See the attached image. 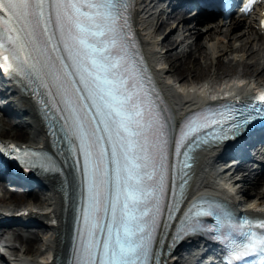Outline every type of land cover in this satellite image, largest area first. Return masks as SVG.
<instances>
[{"label": "bare ground", "instance_id": "bare-ground-1", "mask_svg": "<svg viewBox=\"0 0 264 264\" xmlns=\"http://www.w3.org/2000/svg\"><path fill=\"white\" fill-rule=\"evenodd\" d=\"M145 0L140 1L139 3V22L142 27H144L147 22L143 19V13L147 7ZM160 15L154 17L153 22L147 24L144 27V39L147 44V49L149 51L152 64L157 69L159 75L163 78V85L174 103L176 109L181 112L187 107L193 105L197 102L199 96L211 95L213 93V87H217V91H230V89L242 86V88L248 89L259 83L264 82V44L263 39L259 29L254 25V23L248 19L247 21L237 22L235 27L228 25H221L220 21L207 29H197L193 32L200 33L205 38L211 37L210 44L206 45L205 41L198 40L196 46L193 47V43L189 44V48L183 47L181 49L182 55L180 57L176 56V60L181 61L177 65L169 64L167 65L166 61L161 59L168 58V56L179 55L181 45L184 43L183 39L180 38L181 35H184L185 31L181 34L179 33L176 38H174L175 32L179 28L172 29L167 33L163 38L161 35L156 36V32L160 28L170 22L171 17L167 16L166 19L160 20ZM234 28V29H233ZM238 28H241L240 30ZM237 29V30H236ZM172 42V46L166 51L160 50L159 47L161 44H164L168 41ZM238 40L240 44H232L231 40ZM260 39L258 49L255 48L253 41ZM231 43V44H230ZM188 46V45H187ZM230 46V47H228ZM231 49L235 52V55L228 61L224 62L222 60V54L227 53ZM205 58V65L202 63L201 59ZM248 59H251L249 63ZM254 59V60H253ZM210 60V61H208ZM187 64L186 68H181L182 65ZM242 64L241 69H236L233 66L235 64ZM210 66H215V71L217 70V78L212 81H206L204 83H194L188 84V81L195 80V78H200V76L207 75L210 72H213ZM177 68L175 74L178 77H182V83L177 86V82H174L171 77H168L170 73ZM230 74L229 79L224 82L218 81L222 78H226ZM21 110L29 111L31 113V130L25 131L23 134H20L23 129V123L17 126H14L8 131H5L6 124L0 122V135L12 137L17 139L21 138L22 142H35L38 144H43L45 137L40 125L38 115L34 109L33 104L29 99H23ZM14 121H12L13 123ZM18 140V139H17ZM218 158L214 153H203L199 157V161L196 165V178L192 184V190H203L210 189V191L218 192L221 194L227 193L231 196L232 200H236V196L230 195L227 190L229 187H233V182H225L219 179L218 176ZM263 179L261 176L257 179L249 180L251 182V187L246 189L245 195L251 197L250 200H253V205H248L249 207L256 208L259 207V204L264 203V187L261 186ZM43 183L46 185L47 193L40 194L37 192L33 193L32 199L36 202H39L40 207L37 208L35 214L36 217L41 221H48L50 219H60V224L54 228H49L48 232L45 234H40L39 232H31L25 234L24 232L27 229H21L16 232L15 238L12 240L15 248H25L24 251L31 253L29 262L31 264H55L45 261L46 258L45 249L51 250L55 255H63L67 250L66 237L68 232V223L63 221V208L64 203L62 196L57 190L58 181L52 177H45ZM1 193L3 195L1 196ZM9 193V198L19 199L22 197V192L18 190H10L6 186L0 187V198L6 196ZM30 198H28V201ZM15 201V200H14ZM14 201L9 200L4 206L11 207L10 205L14 204ZM19 200H16L18 202ZM2 202L0 201V205ZM15 205V204H14ZM1 207V206H0ZM32 209H34L32 207ZM20 243H19V242ZM40 243L38 246L36 244ZM20 244V245H19ZM190 247L194 249V245L191 244Z\"/></svg>", "mask_w": 264, "mask_h": 264}, {"label": "rangeland", "instance_id": "rangeland-1", "mask_svg": "<svg viewBox=\"0 0 264 264\" xmlns=\"http://www.w3.org/2000/svg\"><path fill=\"white\" fill-rule=\"evenodd\" d=\"M163 30H164V27H162L160 30H158V32H156V34H161L162 32H163ZM183 31H185V30H183ZM184 36H187V39L185 40V44L187 43V41L189 40V39H194L195 37H196V34H193L192 32H190V31H186V33H185V35ZM204 39H205V41H206V38H205V35L203 36H201L198 40H200V41H204ZM259 40L257 39V40H254L253 41V43H254V45L256 46L255 48H257L258 49V46H259ZM196 43H197V41H196ZM195 43V44H196ZM240 44V41H237V44ZM262 45V44H261ZM170 46H171V43L170 42H166V43H164V44H161V46H160V48H162L163 50H167V49H169L170 48ZM180 52L178 53L179 55H176L175 54V56H168V58H166V61H167V64H173V65H177L180 61H181V59H179V61H177L176 60V56H178V57H180V55H182V51H181V48L180 49H178ZM232 53H227V54H223L221 57H222V60L226 63V62H228L229 61V59L232 57ZM254 60V59H253ZM201 61H202V63L205 65L206 63H208V62H206V59L205 58H202L201 59ZM208 61H210V60H208ZM248 61H249V63L251 62V59L249 60L248 59ZM187 67V64L185 63L184 65H182L181 66V68H186ZM211 67V69L212 70H210V71H213L214 70V74H212L213 72H210V73H208L207 75H204V76H200V78L198 79V78H195V80H189L188 81V84H191V82L193 81V84L194 83H204V82H206V81H212V80H215L217 77V70L215 71V66H210ZM234 68H236V69H241L242 68V64H235V66H233ZM176 71H178V69L177 68H175L171 73H170V77L174 80V82H177V84L179 85V84H181L183 81H182V77H178L177 76V74H175L176 73ZM229 76H230V74H228V76L226 77V78H222V80L220 79L219 81H218V83L219 82H222V81H225V80H227V79H229ZM29 129V127H26V128H24L23 130H28ZM25 202V199H23L22 201H21V204H23ZM15 231V230H14ZM19 242V241H18ZM20 243V242H19ZM20 245V244H19ZM37 246L39 245V244H36Z\"/></svg>", "mask_w": 264, "mask_h": 264}]
</instances>
